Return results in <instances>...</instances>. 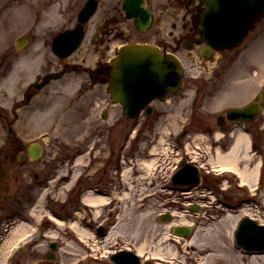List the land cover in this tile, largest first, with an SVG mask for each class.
<instances>
[{"label": "rangeland", "instance_id": "rangeland-1", "mask_svg": "<svg viewBox=\"0 0 264 264\" xmlns=\"http://www.w3.org/2000/svg\"><path fill=\"white\" fill-rule=\"evenodd\" d=\"M66 1L0 0V65L3 64L0 70V111L3 110L4 114L11 111L14 103L23 97L28 83L37 75L38 61L43 58L39 54L35 59H30L25 53L19 52L15 46L16 39L31 35L37 42L34 52H43L49 36L71 22L65 11L68 9ZM245 45L242 50H238L235 65H232L234 67L230 63L223 65L225 59H221L218 52L211 60H207L197 55V49L183 51L188 70L184 77L186 87L177 96H171L170 102L160 104L164 109H158L149 128L147 117L143 116L141 122L133 126L134 121L124 116L119 105L111 109H57L58 105L67 103L66 96L70 97V89H64L62 100L57 101L52 109H47L41 119L44 117L48 121L49 138L61 135L60 145L73 143L79 156L69 177L67 166L52 180L49 178L48 189L43 192L39 205L33 210L35 228L40 219L45 218V214L51 215L61 224L49 219L48 224L41 228L46 233V241H39L35 245L40 249L37 253L34 252L35 247L20 251L21 247H31L26 236L35 231L20 221L15 235L4 241L0 248V264H36L45 259L46 249L51 251L50 241L59 244L51 264H77L80 256L88 261L89 248L98 249L101 246L104 249L103 242L93 236L98 219L104 216V203L98 201L96 207L86 206L83 203L93 195L91 190L86 191L84 196L88 198L85 197L83 202L78 199V191L82 187L88 189L92 185H99L107 173L110 176L115 173V165H110V161L114 160L127 132L131 133L126 142L127 169L121 192L112 196L121 214V221L114 227L113 234L120 233L128 246L145 248L144 257L154 256L157 264H198L189 261L191 252L198 258H204L203 264H264V254L244 256L231 244L232 230L243 216L249 215L259 223H264V101L259 98L264 86L263 26L251 32ZM32 63L36 65L35 68ZM29 64L32 71L28 69ZM238 84L246 86L244 93L233 90ZM254 100L260 101L263 106L257 119L247 125L231 124L227 119L228 109L244 107ZM105 111L107 113L103 115ZM218 117L225 120L229 129L223 130ZM244 128L252 132L254 149H248L247 135L242 132ZM2 133L4 130L0 117V137L4 136ZM239 133L243 134V145L239 154L232 152L235 154L234 159L240 160L241 168L251 171H255L258 165L261 167L260 178H254L253 175L247 182L253 196L245 194L241 184L235 183L237 176L233 173L238 171L229 166L220 167L217 163L219 151L224 149L226 152L232 148ZM93 146L95 148L91 149ZM133 156L136 158L133 159ZM91 157L95 160L94 164ZM184 158L202 166L203 182L192 188L191 192L193 197L202 199L207 205L201 206L196 216L183 214L188 208L183 202L186 194L179 190L173 193L170 189L166 190V185L171 183V174ZM72 188V200L80 210L72 221H68L70 217L65 219L56 213L70 210L72 205L69 206L66 201ZM187 189L183 187V190ZM216 192L230 202L247 198L248 203L229 209L231 215L226 216L227 210L209 207ZM171 204L175 206L166 208L173 206ZM171 210H176V213L170 214ZM210 216L217 220L214 221ZM178 225L195 228L191 238L186 235L176 237L183 243L182 246L174 239L173 230ZM77 235L86 240V246ZM183 245L188 247L189 254L183 251ZM14 250L15 256L11 259ZM79 250L82 255H77Z\"/></svg>", "mask_w": 264, "mask_h": 264}, {"label": "flooded vegetation", "instance_id": "flooded-vegetation-1", "mask_svg": "<svg viewBox=\"0 0 264 264\" xmlns=\"http://www.w3.org/2000/svg\"><path fill=\"white\" fill-rule=\"evenodd\" d=\"M88 1H66L68 9L65 11L71 22L58 33L72 31L79 25L83 32L80 45L70 55L61 56L55 50L54 39L58 33L49 36L45 41L43 52H34L37 42L31 35H27L29 42L19 50L30 59H35L39 54L43 58L38 61V71L35 72L37 75L28 83L23 97L14 103L11 111L6 114L3 110L0 111L4 130L2 133L4 136L0 137V248L4 241L15 235L20 221H24L35 230L26 236L29 237L27 242L31 247L29 245L21 247L20 251H29L39 241H46V233L41 230L48 224L46 214L35 228L33 210L39 205L38 201L41 200L43 192L48 189V177L52 180V177L67 166L69 177L79 156L73 143L70 144L65 140L67 145H60L61 135L57 134L54 138H49L48 121L44 117L41 119V115L47 109H52L57 101L62 100L64 89H70V97L66 96L67 103L63 102L57 109H111L117 105L125 109L124 105L112 101L108 90L113 70L112 61L121 47L135 44L150 45L164 55L177 56L184 68L183 89L186 87L184 77L188 71L182 56L183 51L192 52L191 50L197 49V55L207 60H211L218 52L220 58L225 59L223 65L229 61L233 63L237 55V48L216 49L206 42L201 28L202 16L206 11L204 0H95L96 7L93 14L86 22L81 23L79 15ZM262 26L264 28V11L256 14L248 36L253 30ZM68 45L69 41L62 43V51L69 49ZM16 57L17 55L14 58ZM33 64L35 68L36 65ZM2 68L3 64L0 65V70ZM28 69L32 71L31 64L28 65ZM171 96L174 97L177 94H171ZM157 102L158 105H156ZM166 102L156 98L152 101L150 108L164 109L160 104ZM148 108L149 105H146L139 109ZM106 113L107 111L103 115ZM142 116L147 117L145 110H142L138 117L131 118L134 121L133 126L141 122ZM150 118L147 117V121ZM130 136V132L124 134L119 151L114 160L110 161V165H115V173L111 176L107 173L101 183L97 182L99 185L90 186L94 190L82 187L78 191V199L81 201L86 197L84 194L87 190L94 193L96 191L106 193L109 200L106 202L107 205L102 207L104 216L98 219L99 223L94 230L96 234H93L101 238L99 241L103 242L104 249L102 250L101 246L98 249L89 248L87 250L89 252L87 257L90 256L89 262L84 261L80 256L77 264H116L112 258L113 255L127 247L120 233L113 234L114 227L121 221V214L119 206L114 205L112 196L122 190V176L128 158L126 142ZM62 137L67 139L66 136L62 135ZM91 162L95 163L92 157ZM73 188L66 201L69 206L70 204L72 206L67 213H61V215L69 216L70 219H73L80 210V207L72 200ZM192 194V192L189 193L186 198L191 197ZM216 194L217 200L224 204L234 206L237 203L223 198L218 192ZM83 204L91 206L86 202ZM77 238L86 246L85 239L78 235ZM38 250L40 249L35 247L34 252L38 253ZM47 252L46 249L44 257ZM77 255H82L81 250L77 252ZM14 256L15 250L11 259ZM150 258L147 256L146 259H142L141 264H157V261ZM153 258L155 257L152 256Z\"/></svg>", "mask_w": 264, "mask_h": 264}, {"label": "water", "instance_id": "water-1", "mask_svg": "<svg viewBox=\"0 0 264 264\" xmlns=\"http://www.w3.org/2000/svg\"><path fill=\"white\" fill-rule=\"evenodd\" d=\"M206 11L203 13L201 28L207 43L217 47L238 45L246 36L249 26L254 22L256 14L264 10V0H204ZM96 1H89L80 13L79 19L85 22L94 11ZM82 39L81 25L76 29L59 34L55 39V49L59 54L69 55L80 44ZM69 41V49L62 52L61 44ZM26 42L24 37L17 40L18 47ZM113 71L109 80V91L114 101L121 102L124 114L135 117L139 108L156 97L165 98L170 91L176 92L183 84V65L171 54L163 53L150 45H129L119 49L113 59ZM264 101V86L259 92ZM152 109H147L151 114ZM261 103L254 100L242 108H230L227 117L236 123L254 120L261 111ZM218 123L224 124L222 117ZM175 183L196 184L200 181L197 165L183 159L180 168L174 175ZM196 208V207H195ZM166 218V217H163ZM174 232L191 235V227L175 226ZM237 241L247 249L264 250V224L245 217L236 233ZM54 249V243L51 244ZM126 261H133L134 253L123 251ZM53 253H47L46 260L37 264H51ZM135 262L133 264H136Z\"/></svg>", "mask_w": 264, "mask_h": 264}, {"label": "bare ground", "instance_id": "bare-ground-1", "mask_svg": "<svg viewBox=\"0 0 264 264\" xmlns=\"http://www.w3.org/2000/svg\"><path fill=\"white\" fill-rule=\"evenodd\" d=\"M234 65H235V63H234ZM232 67H234V66H232ZM245 87L246 86H241L238 84L233 88V90L234 91L236 90L238 93H244V91L246 90ZM168 102H170V101H167V103ZM242 145H243V134L239 133L237 139L234 142V145L232 146V148H228L226 150V152L219 151L220 152L219 161L217 163H218V165H220V167L229 166V167L235 169V171H238V173L242 176V179L244 181L249 182L250 179L253 177V175H254V177L257 176V173L259 170V165L257 166V168H255V171L248 170V168H246V169L241 168L240 163H239L240 160L238 158L234 159L235 154H232V152L235 151L236 153L239 154ZM87 198H88V196L86 197V199ZM98 201H101L103 203L108 202V197L93 193V195H91V197L88 198L87 203L89 205H91L92 207H96L99 205ZM51 219H53L57 223L61 224V222H59L57 219H55V218H51ZM69 221H72V220H69ZM185 226L187 227V225H185ZM177 236L179 237L180 235H177ZM141 251L144 253L145 248L141 247Z\"/></svg>", "mask_w": 264, "mask_h": 264}]
</instances>
